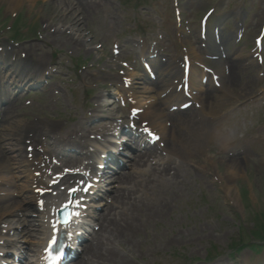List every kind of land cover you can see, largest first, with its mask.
<instances>
[{
  "label": "rangeland",
  "instance_id": "rangeland-1",
  "mask_svg": "<svg viewBox=\"0 0 264 264\" xmlns=\"http://www.w3.org/2000/svg\"><path fill=\"white\" fill-rule=\"evenodd\" d=\"M20 1L18 6L9 7V2L0 0V42L12 39L17 43L14 54L24 53L26 57L22 61L27 65L28 62L43 65L38 74L46 76L36 89L21 95L14 103L16 109L12 110L9 120L14 126L8 124L4 134L12 138L21 122L33 126H42L44 122L52 127L47 134L50 138L43 139L44 135L33 132L36 146L46 139L50 144L56 135L55 144L62 142L68 149L80 144L63 133L80 128L76 133L86 134L85 130L98 127L97 118L107 115L96 113V100L101 93L110 96L106 99L112 106L110 112L120 121H128V111L134 102L143 110L153 104L165 114L172 113L162 106L157 99L159 95L146 89L153 87L159 91L164 85L172 86L180 78L181 57L193 56L192 49L205 60L208 53L219 57L212 28L230 17L218 28L221 49L227 52L224 61L233 65V77L229 83L226 78L222 79V87L211 99L215 117L207 118L210 116L205 117L193 106L183 112L185 119H179L175 125L156 124L155 128L165 133L164 141H169V149L163 152L159 148L163 163L153 168L159 171L172 167V174L168 172L155 182L154 189L138 194L137 199L129 194L124 209L115 211L118 218L127 221L126 232L137 225L136 220L141 221L142 228L129 245L114 248L129 255L133 264H264V255L255 257L251 249L236 254L232 250L233 242L264 219V52L261 62L253 57L256 55L254 40L260 36L264 23V0H178L181 15L191 23L190 31L175 20V0H58L65 3L63 6H56L57 0ZM212 8L215 9L210 14L209 32L212 33L203 41L199 28L205 12ZM61 11L84 18L80 34H70L62 25L47 22L54 17L60 19L55 22L65 23ZM246 13L245 37L237 42L235 23ZM26 17L30 22L28 29ZM12 23L14 32L26 28L21 32L22 37L12 38ZM173 44H179V50ZM153 46L163 54L162 61L157 60L155 82L137 64L147 58L149 47ZM218 60L208 64L222 70L223 59ZM124 62L130 67L125 68ZM106 64L113 65L114 69L108 70ZM132 67H137L133 86L121 89L119 73L129 72ZM101 69L105 72L100 73ZM38 74L36 77L28 74L33 85L40 80ZM58 92L60 97L55 95ZM129 94H134V100L128 98ZM103 118L101 122L109 126L106 124L109 121ZM83 121L90 126L81 127ZM96 134L101 135L99 131ZM171 134L173 138L168 140ZM122 148L127 153L126 147ZM6 156V152L1 153V157ZM124 161L123 172L131 173V163ZM157 161L154 159L151 164ZM0 174L9 176L5 171ZM24 181L14 183L20 185ZM112 185H115L113 181L108 182L106 190H112L108 189ZM11 190L14 191L0 184V191ZM104 192L105 189L96 197V202L102 201L99 210L108 203ZM26 197L27 194L18 193L14 198L17 203L12 210L19 215L17 206ZM8 201L0 196V213ZM141 215L142 220L138 217ZM210 253L219 260L206 262Z\"/></svg>",
  "mask_w": 264,
  "mask_h": 264
},
{
  "label": "bare ground",
  "instance_id": "bare-ground-1",
  "mask_svg": "<svg viewBox=\"0 0 264 264\" xmlns=\"http://www.w3.org/2000/svg\"><path fill=\"white\" fill-rule=\"evenodd\" d=\"M9 2V7H16L18 6L21 1L20 0H4ZM56 6L58 5H65V3L61 2H55ZM62 10L61 8H59ZM64 16H65V23H57L55 21H59V18H54L51 17V19H48L47 22H53L54 25L59 24L62 25L61 28H64L65 32L71 33H79L80 34V29H82L83 21L84 18L82 16L78 15H71L70 13L68 14L65 11H61ZM81 36V35H80ZM76 44L79 46L80 41H77ZM133 45V44H130ZM195 53V52H192ZM197 55L196 58L200 61V64L198 63V67L203 68V61L201 55ZM225 76L230 75L228 77V81L230 82L232 80V75H233V70L234 67L231 63H223ZM193 71V69H192ZM205 69H203V73H205ZM199 72L198 69L194 68V71L192 72V77L191 83H193L195 86H197L199 83L195 76H198ZM195 75V76H194ZM130 80V79H128ZM124 84L127 85L128 82L124 81ZM204 89V88H203ZM153 88L146 89V91L153 92ZM164 91V90H163ZM158 93V91H156ZM178 93V92H177ZM215 93L214 90L210 89L209 87L203 90V95L201 98L197 99L198 105H206L210 102L211 98H213V94ZM105 95L104 93H101L96 100V103L98 105V110H96V113H106L107 115H103V117L107 118V121H109L107 124L109 126H106L104 123L98 125V127L94 129H89L85 130L86 134L84 133H76V131L80 128L73 129L71 131H68L66 134H62L64 136H69L70 140H76L78 144L80 145H85L87 144V147H83L88 154L84 156L85 158H92L95 157V155L92 156L91 152L89 151V148H93L97 141L100 140V138H96L95 135H93V132H108L110 126L115 125V117L112 115L110 112V108L112 107L110 103L106 102V97L103 96ZM183 97V94L178 93V96ZM209 95V97H208ZM151 98V95L148 97ZM163 105H167L166 102L163 103ZM208 108L205 110L210 112L211 115H214L213 113V105H207ZM203 109V108H202ZM101 110V111H99ZM178 114H174L171 117H175ZM183 115H179L178 119L181 118ZM142 119L143 120H149L152 127L153 125L151 121H156V119L163 120L166 115L160 110V108H157L153 104H150L147 107V110H145L142 114ZM117 121V120H116ZM156 124V122H155ZM88 125L86 121L82 122L81 127H84ZM80 126V125H79ZM43 130L42 132H49L50 131V126L48 124H43ZM89 127V125H88ZM4 128L3 125H0V142L1 146H5L4 142H12L9 140L5 139V134L3 133L2 129ZM36 128L35 125H25L24 127H19L15 132H13L14 136H17L21 138L22 143L20 146L14 144V146H10V148H7V151L9 153H12L13 151H18L19 149H22L19 152V156L21 157L20 160L17 162L16 157H12L11 159L1 161L0 162V168L1 169H8L17 171L14 175V178L16 180H21L22 178L26 179H31L30 183L32 185V188L30 189L29 186H26V184L19 185V186H14L12 183V178L9 180H2L5 183L10 184L12 187H16V190L20 191V193L24 194L30 191V195L33 196V199H38V194H35L33 192L34 189L37 188V186L33 187L36 184V179L34 177V172L31 170L33 166V161L31 158L27 157V152L24 151V148H27L26 143L23 141L26 140V133L31 131L35 132ZM20 131V133H18ZM116 131V129H115ZM29 134V133H27ZM113 136V134H112ZM111 136V137H112ZM172 136V135H171ZM163 137V136H162ZM171 138V137H170ZM173 138V137H172ZM51 143L46 142V146L50 147V150L47 149V147L44 150V154L47 156H50V153L52 152L54 155L57 157H60L62 159H68V160H75L79 158V155H75L73 157L72 153H69L65 155L62 151L64 148V145L61 143L59 145L55 144L56 143V138H51ZM76 147H79V145ZM29 149V147H28ZM141 150L137 152L136 154L134 153L132 157V172L131 173H124L116 177V182L119 184V188L114 190L111 193V198H112V204H106L104 205V209L98 217L96 218L97 225L99 226L97 230H95L91 237L85 242L84 247H83V252L80 253L77 257L79 260L78 263L74 264H133V262L130 260L129 255L120 252L119 250H116L114 247L116 245H129L130 241L139 233V231L142 228L141 221L136 220L135 223L137 225H133L131 229L124 230V225L127 223L123 222L122 218H118L117 214L115 213L116 210L121 211V209H124V207L128 203V198L127 196L129 194H132L136 199L138 198V194H144L148 192L149 190H152L155 188L153 186L155 182H158L162 180L163 177H166L168 172L170 174L171 171L170 169H161L159 171L158 168H153L159 164L160 161H158L156 164H150L154 160V158H158V154L155 152V149L152 147L148 148H140ZM24 151V153H23ZM14 154V153H13ZM29 155L31 153L28 152ZM92 156V157H91ZM78 163L84 167V163H81V161L77 160ZM90 160H85V162H89ZM149 165V166H148ZM89 166V165H88ZM91 171H93V167L90 166ZM89 168V169H90ZM158 172L157 174H155ZM64 173L62 168H58L56 171L51 174L48 179L57 182L59 180V176ZM106 177V176H105ZM103 178L105 180L106 178ZM32 181V182H31ZM72 189H67L64 191L65 193H68ZM33 192V193H32ZM3 197H5L7 200H9L6 204L2 207V212L0 213V241L3 243L5 246V251L8 252L7 258H13L16 259L13 255H9L10 251H13L18 255V261L23 264V261L29 262V264H41V262L45 259H49L53 256H56L53 251H52V244L53 240L59 235V233H64L66 236L69 238V245L72 240L75 238H72V236L69 234L70 231L64 228H59L56 227L54 224V221L52 218H43L42 216L38 217L37 219H33L31 217V210L35 209L33 204H27L24 203L21 205H18V212H21L19 215L17 212H14V209L16 206V201H15V195L11 193L10 191L2 192L1 193ZM135 199V200H136ZM26 201V200H25ZM157 202V201H155ZM155 205L157 203H154ZM62 205V204H61ZM158 206V205H156ZM160 208V207H158ZM157 208V209H158ZM16 209V208H15ZM153 208H150L152 210ZM156 210V209H155ZM154 210V211H155ZM104 211V212H103ZM158 213L159 211L156 210ZM157 213V214H158ZM158 216V215H155ZM142 220V215L138 216ZM129 218V217H128ZM128 218L126 220H128ZM131 218V217H130ZM145 221V218H144ZM13 230V231H12ZM23 241L27 242V244H24ZM57 242V241H55ZM80 242V238H79ZM4 247H0V251H3ZM76 261V260H75ZM27 264V263H26ZM73 264V263H71Z\"/></svg>",
  "mask_w": 264,
  "mask_h": 264
},
{
  "label": "snow or ice",
  "instance_id": "snow-or-ice-1",
  "mask_svg": "<svg viewBox=\"0 0 264 264\" xmlns=\"http://www.w3.org/2000/svg\"><path fill=\"white\" fill-rule=\"evenodd\" d=\"M72 191H73V193H75V192H78L79 189H73ZM68 207L71 208L72 205H69ZM68 223L69 224L71 223V218H69ZM57 227H59V225ZM57 247H58V243L54 241L53 244H52V248L55 249ZM54 259L56 260L57 264H60V262L64 260V256L63 255H60L58 257H54Z\"/></svg>",
  "mask_w": 264,
  "mask_h": 264
},
{
  "label": "trees",
  "instance_id": "trees-1",
  "mask_svg": "<svg viewBox=\"0 0 264 264\" xmlns=\"http://www.w3.org/2000/svg\"><path fill=\"white\" fill-rule=\"evenodd\" d=\"M253 236L257 237V238H264V225L261 226V232H257V233H253ZM256 248H260V246H257Z\"/></svg>",
  "mask_w": 264,
  "mask_h": 264
}]
</instances>
